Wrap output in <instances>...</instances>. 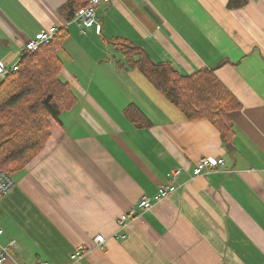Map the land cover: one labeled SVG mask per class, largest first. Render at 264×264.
I'll use <instances>...</instances> for the list:
<instances>
[{
  "label": "crops",
  "instance_id": "0c3cea01",
  "mask_svg": "<svg viewBox=\"0 0 264 264\" xmlns=\"http://www.w3.org/2000/svg\"><path fill=\"white\" fill-rule=\"evenodd\" d=\"M67 1L0 0V60L16 64L28 40L62 29L60 77L76 98L51 121L42 152L10 175L3 264H70L81 247L76 264H264V0L235 9L229 0H112L95 10L100 35L67 19ZM113 38L181 75L213 69L241 104L230 115L232 150L210 122L187 120L140 72L119 68ZM131 104L150 127L128 121ZM200 158L224 164L193 176ZM169 184L173 194L137 207ZM134 207L120 239L117 218Z\"/></svg>",
  "mask_w": 264,
  "mask_h": 264
},
{
  "label": "trees",
  "instance_id": "16d2710c",
  "mask_svg": "<svg viewBox=\"0 0 264 264\" xmlns=\"http://www.w3.org/2000/svg\"><path fill=\"white\" fill-rule=\"evenodd\" d=\"M250 0H229L227 7L240 8ZM89 0H68L63 6L67 19L86 7ZM62 29L53 39L34 52L23 53L15 72L0 82V171L8 175L24 170L43 150L49 139L50 123L76 103V98L61 77V62L56 54ZM111 45L121 59V69L140 72L146 80L187 120L204 119L219 132L231 149L233 125L230 115L241 110L240 102L216 77L213 69L204 68L181 75L170 63L154 61L140 46L122 38ZM136 128L150 127L135 105L123 110Z\"/></svg>",
  "mask_w": 264,
  "mask_h": 264
},
{
  "label": "built area",
  "instance_id": "2783aa9c",
  "mask_svg": "<svg viewBox=\"0 0 264 264\" xmlns=\"http://www.w3.org/2000/svg\"><path fill=\"white\" fill-rule=\"evenodd\" d=\"M112 0H89V3L86 7L80 9L74 16V20L78 21L81 26L86 28H95L97 34L101 33V25L95 18V10L100 5H107ZM144 1V0H143ZM57 29L54 27L49 28L46 31H42L33 39L28 40L23 49V53L34 52L40 45H43L54 38ZM18 63V62H17ZM13 64L11 66L6 65L0 60V82L10 73L17 71L18 65ZM224 162L222 159H212V158H200L195 167L193 168V176H207L211 171H216L219 167L223 166ZM180 171L178 169H173L169 178L176 177ZM15 183L12 180L11 176L6 174L3 171H0V201L3 196H5L13 187ZM176 190V187L169 184L166 186H161L155 195L152 197L144 196L138 203L137 207L139 209L147 210L153 203L159 202L164 198H167L169 195L173 194ZM137 215V209L134 207L130 209L127 213L122 214L117 218V229L121 233L117 236L120 239L125 238V234L122 232L126 226V222ZM2 230H0V236L2 235ZM96 245L102 246L104 244V238L102 235H96L94 238ZM13 242L9 243L8 246H0V264L11 259V256L8 252V247L12 246ZM85 254V248L81 247L73 251L70 256V264L78 263ZM37 264H47L45 262H38Z\"/></svg>",
  "mask_w": 264,
  "mask_h": 264
}]
</instances>
